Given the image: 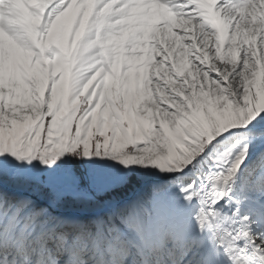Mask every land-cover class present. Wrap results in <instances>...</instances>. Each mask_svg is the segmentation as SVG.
<instances>
[{"label": "snow or ice", "instance_id": "obj_1", "mask_svg": "<svg viewBox=\"0 0 264 264\" xmlns=\"http://www.w3.org/2000/svg\"><path fill=\"white\" fill-rule=\"evenodd\" d=\"M0 264H264V0H0Z\"/></svg>", "mask_w": 264, "mask_h": 264}]
</instances>
